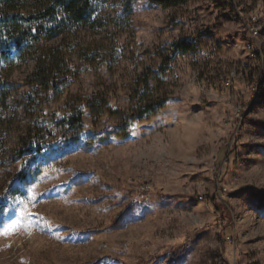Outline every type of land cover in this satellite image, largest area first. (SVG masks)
<instances>
[{
    "label": "rangeland",
    "instance_id": "374dc122",
    "mask_svg": "<svg viewBox=\"0 0 264 264\" xmlns=\"http://www.w3.org/2000/svg\"><path fill=\"white\" fill-rule=\"evenodd\" d=\"M51 46L76 73L58 98L0 65V264H264V0H109ZM99 93L126 127L76 104L58 129Z\"/></svg>",
    "mask_w": 264,
    "mask_h": 264
},
{
    "label": "trees",
    "instance_id": "16d2710c",
    "mask_svg": "<svg viewBox=\"0 0 264 264\" xmlns=\"http://www.w3.org/2000/svg\"><path fill=\"white\" fill-rule=\"evenodd\" d=\"M108 1L0 0V65L11 66L16 61H34V71L27 79L30 94L38 99L42 96V102L58 98L65 86L74 81L76 73L70 67L63 50L54 48L51 43L70 33L76 26L90 22L96 11ZM185 1L188 0H155L162 7ZM178 46L181 51L188 48L184 44ZM140 89L139 97L145 94L147 84H143ZM6 95L4 85H0L1 107L5 106ZM76 104L84 106L88 115L93 118L94 124L96 123V128L102 125L100 119L106 113L111 118L120 120L125 127L128 120L133 119L124 113L109 111L104 93L92 95L86 99L73 98L64 105L65 108L72 110V116L57 126L58 129L68 132L73 138H76L83 128L82 111L75 108ZM154 107L155 104L146 103L141 112ZM32 112L31 139L25 143V146L34 145L30 151L40 153L41 144L46 135L43 130L40 132L37 129L38 113H36V109H33ZM112 134L117 138H123L126 132L125 130H115L112 131ZM20 156L22 158L23 154Z\"/></svg>",
    "mask_w": 264,
    "mask_h": 264
},
{
    "label": "snow or ice",
    "instance_id": "6c2138e0",
    "mask_svg": "<svg viewBox=\"0 0 264 264\" xmlns=\"http://www.w3.org/2000/svg\"><path fill=\"white\" fill-rule=\"evenodd\" d=\"M36 197L35 196H30L29 199H35ZM17 226L16 225H13L11 226V231L14 232L16 230ZM9 234L8 232H5V235Z\"/></svg>",
    "mask_w": 264,
    "mask_h": 264
},
{
    "label": "built area",
    "instance_id": "2783aa9c",
    "mask_svg": "<svg viewBox=\"0 0 264 264\" xmlns=\"http://www.w3.org/2000/svg\"><path fill=\"white\" fill-rule=\"evenodd\" d=\"M255 36H257V32H256V31H254V32L252 33V38H255Z\"/></svg>",
    "mask_w": 264,
    "mask_h": 264
}]
</instances>
